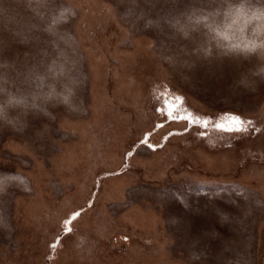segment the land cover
<instances>
[{
  "label": "rangeland",
  "instance_id": "1",
  "mask_svg": "<svg viewBox=\"0 0 264 264\" xmlns=\"http://www.w3.org/2000/svg\"><path fill=\"white\" fill-rule=\"evenodd\" d=\"M0 264H264V0H0Z\"/></svg>",
  "mask_w": 264,
  "mask_h": 264
},
{
  "label": "snow or ice",
  "instance_id": "2",
  "mask_svg": "<svg viewBox=\"0 0 264 264\" xmlns=\"http://www.w3.org/2000/svg\"><path fill=\"white\" fill-rule=\"evenodd\" d=\"M197 23H199V20H197L196 21ZM168 117L169 118H176V117H174L173 116V114L171 113V112H169L168 113ZM233 121L235 122V121H238V118L237 117H233ZM217 127H219V125H217ZM237 130H239V129H237ZM79 216V213H75V214H73V216H72V220H75L77 217ZM71 221H65V228H66V231H71V228H68L67 227V225L70 223ZM53 247H55V245H53Z\"/></svg>",
  "mask_w": 264,
  "mask_h": 264
}]
</instances>
